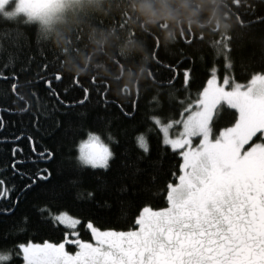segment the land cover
<instances>
[{
	"label": "snow or ice",
	"instance_id": "snow-or-ice-1",
	"mask_svg": "<svg viewBox=\"0 0 264 264\" xmlns=\"http://www.w3.org/2000/svg\"><path fill=\"white\" fill-rule=\"evenodd\" d=\"M62 7L0 0V112L29 115L37 131L44 121L48 135L71 136L78 149L66 164L55 148L37 151L29 134L32 159L45 166L25 172L20 137L11 138L3 167L24 182L17 188L0 173V264H264V0H224V27L182 32L173 41L183 46L167 61L160 37L149 34L143 79L129 87L115 77L116 99L112 80L65 70L49 40ZM206 38L208 53L199 47ZM238 67L250 70L246 82L236 78ZM75 90L79 99L65 98ZM93 95L100 131L76 143L84 117L74 120L70 110ZM53 166L63 180L53 181ZM34 190L31 210L17 215L21 197ZM70 200L80 201V214L62 207ZM45 227L60 241L18 239Z\"/></svg>",
	"mask_w": 264,
	"mask_h": 264
},
{
	"label": "trees",
	"instance_id": "trees-1",
	"mask_svg": "<svg viewBox=\"0 0 264 264\" xmlns=\"http://www.w3.org/2000/svg\"><path fill=\"white\" fill-rule=\"evenodd\" d=\"M221 0H93L83 4L79 11L71 16L65 23L54 26L49 33L51 46L63 58V66L66 71L77 74H85L94 71L98 76L112 80V91L110 97L116 99L117 81L129 87H134L137 79H143L141 74L142 62L147 60L148 49L151 43L149 34H156L160 37L161 55L167 61L173 54L183 46L182 41H173L174 37H179L182 32L203 31L206 35L215 27L216 22L221 19ZM124 25L121 26V21ZM30 28L32 26H29ZM135 29L136 35H129V30ZM62 40V46L57 47L55 40ZM245 46L247 42L245 41ZM199 47L208 53L207 38L205 42H200ZM117 56L124 59L122 66L116 63ZM132 57H140L141 63L136 62ZM80 66L83 72L73 71ZM161 77L168 75L166 67L159 70ZM236 78L241 82H246L250 78V70L242 71L240 67L236 70ZM204 68L198 73L192 93L195 95L199 87L200 80L203 79ZM23 79V77H21ZM179 86V85H178ZM5 87V82L0 81V88ZM63 86L57 85V89L62 91ZM24 91H27L26 89ZM43 94V87L40 88ZM79 90L67 93V99H79ZM123 99V97H120ZM98 110L97 98L93 95L92 99L83 106L76 105L70 111L73 119L83 116L84 120L76 125V131L83 133L76 136V143L80 139H86L89 131H100L95 117ZM234 111V110H233ZM177 109L176 118H179ZM5 127L0 129V137H8L7 142L0 141V173H3L11 183L19 188L24 182L19 174L12 175L10 170L4 169V164L11 157L10 147L13 136H19L15 141L23 149L17 154V158L23 162L18 165L25 172L34 171L36 167H43L44 162H34L32 159L36 153L32 152L30 142L27 139L29 134L35 137L37 151L45 147L55 148L57 158L66 164L78 154V149L72 143L71 136L57 135L51 137L44 131L45 122L41 121V130L37 131L29 115H20L12 111L0 112ZM221 126L223 124L221 123ZM23 133V135H21ZM103 138V137H102ZM152 144H155L153 139ZM122 151V149L118 150ZM171 151V149H169ZM176 159H179L177 156ZM87 172H103V169H87ZM170 179L172 177H169ZM26 179V178H25ZM64 177L57 175L53 166V181L63 180ZM39 190L29 192L26 197H21V205L17 209V215L25 211H30L33 203L38 197ZM159 206H166V201L159 197L155 201ZM5 201L0 200V207ZM73 214H80L82 206L79 200L67 201L62 205ZM130 226V225H129ZM85 239L88 235L82 233ZM18 239H31L33 242L42 243L45 239L51 242H59L61 233L53 228L31 229L27 236H20ZM0 248V251H3ZM7 264V262H6Z\"/></svg>",
	"mask_w": 264,
	"mask_h": 264
},
{
	"label": "rangeland",
	"instance_id": "rangeland-1",
	"mask_svg": "<svg viewBox=\"0 0 264 264\" xmlns=\"http://www.w3.org/2000/svg\"><path fill=\"white\" fill-rule=\"evenodd\" d=\"M87 1H93V0H58L59 4L63 5V7L59 12L60 19L55 21L54 26L65 23L71 16L76 14L79 11L80 7L83 4H85ZM175 131L176 130L173 129L174 133ZM195 142L198 143V140H195Z\"/></svg>",
	"mask_w": 264,
	"mask_h": 264
},
{
	"label": "clouds",
	"instance_id": "clouds-1",
	"mask_svg": "<svg viewBox=\"0 0 264 264\" xmlns=\"http://www.w3.org/2000/svg\"><path fill=\"white\" fill-rule=\"evenodd\" d=\"M223 2H224V0H221V3H223ZM217 25H219V27H221V28L224 27V24L222 23V15H221V19H220V21H219V22H216L215 27H216ZM54 43L57 45V47H61L63 42H62V40L57 39V40L54 41ZM73 71L83 72L84 69L81 68L80 66H77V68L74 69Z\"/></svg>",
	"mask_w": 264,
	"mask_h": 264
}]
</instances>
